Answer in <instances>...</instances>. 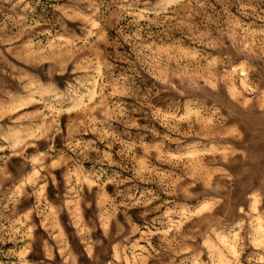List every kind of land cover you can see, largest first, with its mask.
Wrapping results in <instances>:
<instances>
[{"label":"rangeland","instance_id":"1","mask_svg":"<svg viewBox=\"0 0 264 264\" xmlns=\"http://www.w3.org/2000/svg\"><path fill=\"white\" fill-rule=\"evenodd\" d=\"M0 264H264V0H0Z\"/></svg>","mask_w":264,"mask_h":264}]
</instances>
